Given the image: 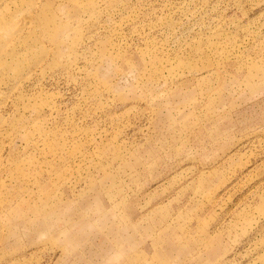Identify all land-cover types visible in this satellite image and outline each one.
Returning <instances> with one entry per match:
<instances>
[{"label":"rangeland","instance_id":"374dc122","mask_svg":"<svg viewBox=\"0 0 264 264\" xmlns=\"http://www.w3.org/2000/svg\"><path fill=\"white\" fill-rule=\"evenodd\" d=\"M0 264H264V0H0Z\"/></svg>","mask_w":264,"mask_h":264}]
</instances>
